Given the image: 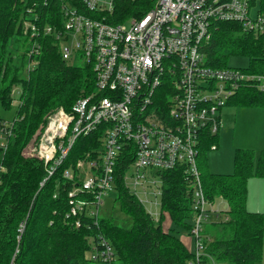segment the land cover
Instances as JSON below:
<instances>
[{
    "label": "trees",
    "instance_id": "trees-1",
    "mask_svg": "<svg viewBox=\"0 0 264 264\" xmlns=\"http://www.w3.org/2000/svg\"><path fill=\"white\" fill-rule=\"evenodd\" d=\"M154 1L113 0V10L103 12L104 21L118 23L141 16ZM35 17L41 32L30 38L23 34L22 24ZM44 25H51L53 31L44 33ZM60 29L61 0H0V107L11 109L15 87L20 89L13 117L0 115V264H80L94 260L87 253L92 254L102 239L113 248V260L107 264L115 259L131 264H189L194 260V248L182 236H192L194 194L192 177L183 166L157 172L162 194L160 218L155 221L125 184L124 169L133 157L122 156L115 170L114 190L132 224L124 227L100 213H82L78 216L81 224L76 226L77 216L67 215L71 205L68 192L80 182L63 173L89 151L98 158V152L92 150L100 144L98 134L78 137L49 177L42 159L24 155V147L45 125L49 113L57 108L70 110L80 96L96 89L90 64L74 65L62 57L56 37ZM20 38H24L26 50L17 64L12 42ZM203 49L210 66H229L231 55H245L249 64L240 68L264 74V33L246 30L239 22L218 21ZM225 104L264 105V90L243 84ZM218 138L219 131L208 134L197 156L207 199L212 204L219 199L227 203L225 209L211 215L222 224L224 235L205 240L203 261L208 263L211 256L234 264H255L262 258L264 213L247 208L248 180L264 176V150L257 156L252 148L236 147L232 173L210 172L205 169L206 152Z\"/></svg>",
    "mask_w": 264,
    "mask_h": 264
},
{
    "label": "built area",
    "instance_id": "built-area-1",
    "mask_svg": "<svg viewBox=\"0 0 264 264\" xmlns=\"http://www.w3.org/2000/svg\"><path fill=\"white\" fill-rule=\"evenodd\" d=\"M46 1V0H45ZM113 0H61V29L56 37L65 60L81 59L96 75V89L80 96L70 110L48 114L30 157L42 159L48 176L68 156L77 138L98 134L93 147L64 169V177L80 182L68 192L70 211L99 216L105 196L115 188L120 158L132 156L124 181L147 212L158 221L162 180L159 171L183 166L192 177L194 260L189 264H234L209 257L204 262V222L221 209L207 199L197 165L199 147L220 130L219 110L243 84L264 90V74L234 66L207 64L204 45L218 21H233L264 33L263 0H155L141 16L118 23L104 21ZM24 35L34 38L41 27L25 19ZM51 33V25H44ZM217 143L211 144L216 149ZM130 154V155H129ZM132 154V155H131ZM21 224L20 230H23ZM94 260L110 262L106 239L93 247Z\"/></svg>",
    "mask_w": 264,
    "mask_h": 264
},
{
    "label": "rangeland",
    "instance_id": "rangeland-1",
    "mask_svg": "<svg viewBox=\"0 0 264 264\" xmlns=\"http://www.w3.org/2000/svg\"><path fill=\"white\" fill-rule=\"evenodd\" d=\"M24 38H20L19 41L12 42L13 51L16 53L17 57L15 62L21 64L22 54L26 50V45H24ZM69 63L74 65H80L83 63L81 59H70ZM25 64L27 67V60L25 59ZM249 64V58L245 55H231L228 60L229 66L234 67H247ZM28 69V67H27ZM20 89L15 87L14 100L11 109H4L0 107V115L7 119L13 117L16 108L18 106V96ZM58 109V108H57ZM55 109V110H57ZM54 110V111H55ZM53 112V111H52ZM221 117V127L219 130L218 138V148L210 149L206 152V167L205 169L214 173H232L234 169L233 165V154L236 147H248L254 149L257 156L264 150V105H245L236 106L232 104L223 105L220 110ZM44 126L37 129L34 136H40L43 131ZM26 144L23 149V153L30 157V149L32 148L33 139ZM34 157V156H31ZM264 176H252L248 180V199L250 206L247 207H258L262 204V209H264ZM252 180L256 183L251 184L249 194V184ZM117 193L115 190L110 191L103 202L100 205V216L110 218L114 223L129 227L132 224V217L127 212L123 211L120 207V202L116 199ZM223 208L227 206L226 202H223ZM253 209V210H255ZM252 210V209H251ZM224 235V229L222 224L214 222L213 219L204 222V238H215ZM88 256L91 253H87ZM80 264H107L100 260H87ZM113 264H131L124 263L119 259H115ZM255 264H264V242L262 249V258Z\"/></svg>",
    "mask_w": 264,
    "mask_h": 264
},
{
    "label": "crops",
    "instance_id": "crops-1",
    "mask_svg": "<svg viewBox=\"0 0 264 264\" xmlns=\"http://www.w3.org/2000/svg\"><path fill=\"white\" fill-rule=\"evenodd\" d=\"M218 148V147H217ZM216 148V149H217ZM264 180V179H263ZM255 181H257V180H252L251 182H250V184H249V194H251V191H250V189H251V187H250V185L251 184H253L254 185V183H256ZM248 199V198H247ZM250 202H252L251 200H249ZM249 201H247V206L249 205L250 206V203H249ZM223 199H219V200H217V202L214 204V205H216V206H218L220 209H225V208H223L224 206H223ZM262 202H264L263 200H262ZM262 204L261 205H259V203H258V207H256V209L254 208V207H251V209L253 210V209H255V211H261V212H263L264 213V209H262ZM248 208V207H247ZM248 209H250V208H248ZM250 209V210H251ZM182 238H183V240L186 242V243H188V244H190L191 245V247H193L194 248V238L192 237V236H189V235H187V234H184L183 236H182Z\"/></svg>",
    "mask_w": 264,
    "mask_h": 264
}]
</instances>
